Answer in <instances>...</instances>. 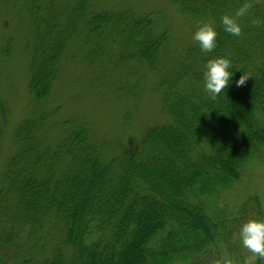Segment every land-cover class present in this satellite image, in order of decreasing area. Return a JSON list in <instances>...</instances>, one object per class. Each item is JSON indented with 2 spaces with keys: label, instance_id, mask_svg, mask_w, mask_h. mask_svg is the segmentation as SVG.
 <instances>
[{
  "label": "trees",
  "instance_id": "obj_1",
  "mask_svg": "<svg viewBox=\"0 0 264 264\" xmlns=\"http://www.w3.org/2000/svg\"><path fill=\"white\" fill-rule=\"evenodd\" d=\"M169 1L186 19L214 23L213 52L195 41L178 46L158 10L0 0L15 29L0 49L9 60L22 39L28 68L26 113L0 162V264H211L235 250L242 220L264 219L254 193L220 206L221 195L264 164V24L251 23L264 19V0H250L239 37L220 17L245 0ZM215 56L231 59L233 76L211 100L202 74ZM65 60L92 69L128 102L122 126L151 82L155 118L129 140L94 134L82 114L55 119L61 107L48 103ZM241 75L249 77L237 87ZM10 116L0 96V150Z\"/></svg>",
  "mask_w": 264,
  "mask_h": 264
},
{
  "label": "rangeland",
  "instance_id": "obj_2",
  "mask_svg": "<svg viewBox=\"0 0 264 264\" xmlns=\"http://www.w3.org/2000/svg\"><path fill=\"white\" fill-rule=\"evenodd\" d=\"M98 7L130 8L137 14L158 10L166 15L171 35L178 46L194 41L192 34L198 22L207 21L214 25L209 19L198 21L186 19L169 0H98ZM8 15L0 9V38L15 31L13 18ZM23 44L24 41L19 38L12 42L9 60H6L7 58L4 57L3 51L0 49V96L6 97L11 105L9 128H7L9 131L4 134L0 150V162L12 153L14 149L12 143L13 129L26 113L27 57L19 55ZM5 46V43L2 44V49H6ZM93 72L92 69L80 63L70 62V60L63 62L60 80L54 88L52 100L48 103V106L56 104L61 107L55 119L61 120L72 113L82 114L94 125V134L111 138L122 137L123 140L132 139L145 126L146 122L155 118L158 111L156 98L151 92L152 83L148 82L147 88L149 89L144 94L145 98L138 105V111L133 113L134 118L127 126H122L121 118L127 111L128 102L117 97L111 88L106 87V84L98 82ZM252 193L258 195L264 214V164L256 165L248 170L233 185L232 189L221 195L220 201L222 205L232 208L237 205L241 197H246ZM234 244L235 250L229 255L235 264H243L245 253H243L238 240L237 242L234 241ZM225 253L228 254L226 251H221L218 257L214 256L211 264ZM260 264H264V261H261Z\"/></svg>",
  "mask_w": 264,
  "mask_h": 264
},
{
  "label": "clouds",
  "instance_id": "obj_3",
  "mask_svg": "<svg viewBox=\"0 0 264 264\" xmlns=\"http://www.w3.org/2000/svg\"><path fill=\"white\" fill-rule=\"evenodd\" d=\"M252 7L250 0H245L232 14H223L220 23L223 30L232 36L239 37L242 34L240 18L248 15ZM253 25L264 24L260 17L251 20ZM218 32L214 25L207 21H200L192 34V39L197 43L203 53H211L217 46ZM232 61L227 56H215L206 61L204 66L203 87L211 100H216L229 85L233 76ZM249 76L241 75L235 81L237 87L244 85ZM222 207V203L220 204ZM233 238L239 241L240 247L245 253L243 264H257L264 261V219L250 218L242 220L238 229L233 232ZM213 264H235L232 257L225 253L213 261Z\"/></svg>",
  "mask_w": 264,
  "mask_h": 264
}]
</instances>
